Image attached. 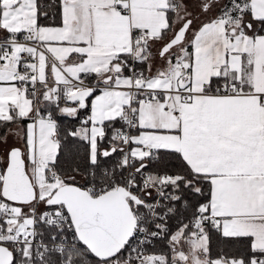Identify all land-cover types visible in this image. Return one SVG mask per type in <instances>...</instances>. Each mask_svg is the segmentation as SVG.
<instances>
[{
    "label": "snow or ice",
    "instance_id": "obj_1",
    "mask_svg": "<svg viewBox=\"0 0 264 264\" xmlns=\"http://www.w3.org/2000/svg\"><path fill=\"white\" fill-rule=\"evenodd\" d=\"M0 264H264V0H0Z\"/></svg>",
    "mask_w": 264,
    "mask_h": 264
}]
</instances>
